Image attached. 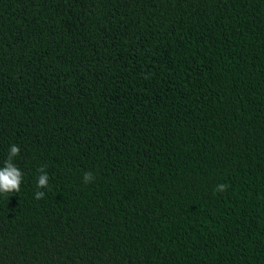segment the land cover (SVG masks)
I'll return each instance as SVG.
<instances>
[{
	"label": "trees",
	"instance_id": "trees-1",
	"mask_svg": "<svg viewBox=\"0 0 264 264\" xmlns=\"http://www.w3.org/2000/svg\"><path fill=\"white\" fill-rule=\"evenodd\" d=\"M13 144L0 264H264V0H0Z\"/></svg>",
	"mask_w": 264,
	"mask_h": 264
},
{
	"label": "clouds",
	"instance_id": "clouds-1",
	"mask_svg": "<svg viewBox=\"0 0 264 264\" xmlns=\"http://www.w3.org/2000/svg\"><path fill=\"white\" fill-rule=\"evenodd\" d=\"M20 153L19 146L13 144L9 149V155L4 162V166L0 167V194L7 196L8 194L19 193L21 184L23 181V172L13 163V159ZM41 175L38 177L37 187L40 189L48 187L49 176L42 167L40 169ZM84 182L89 183L94 180L92 173L87 172L84 174ZM227 189V185L220 184L217 186V192H224ZM45 196V192L37 191L35 194L36 199H42Z\"/></svg>",
	"mask_w": 264,
	"mask_h": 264
}]
</instances>
